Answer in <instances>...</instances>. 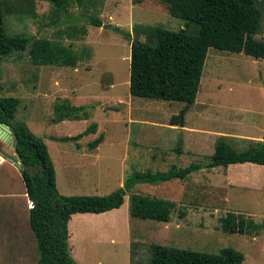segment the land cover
I'll return each instance as SVG.
<instances>
[{
	"label": "rangeland",
	"instance_id": "374dc122",
	"mask_svg": "<svg viewBox=\"0 0 264 264\" xmlns=\"http://www.w3.org/2000/svg\"><path fill=\"white\" fill-rule=\"evenodd\" d=\"M68 1L65 9L56 11L48 0H4L5 31L65 45L79 55L77 66L36 64L30 54L32 41L26 50L15 51L0 62L1 96L20 98L16 118L29 120L33 132L49 145L61 186L75 176L71 179L63 163L59 164L57 145L75 147L82 141L86 147L101 133L108 135L101 148L114 165L111 185L124 170L119 165L123 157L128 173L134 169L167 170L173 164L187 166L209 160L221 136L238 150L264 140V58L211 47L197 99L182 124H176L173 116L185 101L131 94V46L135 39L156 42L155 36L139 30L142 25L180 29L186 26L185 20L171 15L163 0ZM257 2L263 15L261 31L255 37L264 40V0ZM91 17L100 18L105 25H92ZM106 24L121 27L130 38ZM62 100L73 106H96L89 108L88 118L53 123L54 103ZM93 122L98 123L95 135L65 142L45 137L75 135ZM0 153L9 159L16 157L1 140ZM12 167L16 173L18 166ZM89 167L78 168L81 181L77 178V183H97L94 173L98 168ZM19 190L21 186H16L15 192ZM105 190L101 188L97 194ZM134 192L176 201L171 220L132 217L130 196ZM19 200V210L8 213L12 224L17 222V211L23 218L19 223L25 218L27 198ZM229 211L247 217L246 233L220 229V218ZM30 230L32 242L22 254L23 260L17 259V252L0 251V264H34L39 260L37 241ZM69 232L70 251L78 264H151L152 245L156 243L215 253L232 246L245 254L243 264H264V165L238 163L204 168L186 179L139 183L117 210L74 214Z\"/></svg>",
	"mask_w": 264,
	"mask_h": 264
},
{
	"label": "trees",
	"instance_id": "16d2710c",
	"mask_svg": "<svg viewBox=\"0 0 264 264\" xmlns=\"http://www.w3.org/2000/svg\"><path fill=\"white\" fill-rule=\"evenodd\" d=\"M56 9H65L68 0H48ZM83 4V0H75ZM258 0H163L171 15L185 20L186 26L170 29L162 24L142 25L141 32L156 37L150 43L136 39L132 42L129 90L132 95L165 100H183L186 105L173 116L174 122H183L188 108L196 101L209 49L244 52L264 58V40L255 37L262 28V8ZM92 25H105L98 17H91ZM130 38L121 27L106 24ZM36 64L55 63L75 67L80 60L69 47L51 40L34 38L28 34H7L5 31L4 0H0V62L15 51L26 50ZM3 80L0 71V122L12 126L17 136V152L21 156L22 177L26 192L32 201L30 225L39 249V260L34 264H78L69 247V221L76 213H102L119 208L125 196L139 183L158 184L171 179H186L201 169L233 164L264 165V140L238 150L225 137L216 140L214 152L207 161L191 162L187 166L173 164L167 170L134 169L124 183L108 194L66 195L59 191L55 166L44 138L31 130L25 121L15 118L20 98L1 96ZM89 106H73L68 100L54 105V122L71 118L90 117ZM98 123H91L74 136H54L59 140H79L96 133ZM104 133L89 143L97 147ZM181 152V148H177ZM177 203L155 195L134 192L130 196L132 217L169 222ZM220 229L225 232H247V217L229 211L220 218ZM245 254L232 246L218 252H208L163 244L152 245L151 264H243Z\"/></svg>",
	"mask_w": 264,
	"mask_h": 264
},
{
	"label": "crops",
	"instance_id": "0c3cea01",
	"mask_svg": "<svg viewBox=\"0 0 264 264\" xmlns=\"http://www.w3.org/2000/svg\"><path fill=\"white\" fill-rule=\"evenodd\" d=\"M85 105L86 104L77 105V106H85ZM94 105L96 106V104ZM15 118H16V115H15ZM53 118H52V122L56 123L53 121ZM73 119L78 120L81 118H71L69 120H73ZM65 120H68V119H65ZM65 120H62V121H65ZM22 121H25L28 124V126L31 128L29 120L27 121V119H24ZM90 134L95 135L96 133H90ZM68 135L74 136L71 134H68ZM55 136L62 137V136H67V135L57 134ZM107 136H108L107 134H104V140L95 148L89 147V143L91 141L87 143L86 147H84V144L82 141L78 142L75 147L73 145L68 146L67 144L57 145L56 156L59 159L58 160L59 164L63 163V165L65 166L63 167V169H65V171L68 172V176L71 179L74 178L75 176V179H72L69 183H62V186L58 182V178H57V186H58L59 191L64 192L66 195L95 194V193L97 194V193H100L99 192L100 189L103 188V189H106L105 190L106 192L104 194H108L111 191H113L112 189L114 187H116L117 185L121 186L124 183L128 172H127V169L125 170L126 161L123 157L119 165H120V169L124 168V170L122 171V173L120 171V175H118L116 179L117 181L116 184L111 185L113 181L112 177L115 176V171L113 170L114 165L112 164L107 153H105V151L101 148V145L106 142ZM45 137L46 138L49 137V139L56 140L57 142L68 141V140L54 139L53 138L54 136L52 137L50 136V134H45ZM48 148H49L54 166H56V161H55V158L53 156L52 150L50 149L49 145H48ZM14 164L15 163L6 156V153L4 154L0 153V251L3 253L4 251L6 252L7 250L12 251V252H17L18 254L17 259L23 260L22 254L28 248L30 240L32 242V237H31L32 233L30 230L31 227L29 228L28 226V223L30 224V207H31L30 202L31 200L29 199L27 192H26V186H25L24 179L22 177L21 168L18 167L17 169L18 171L16 170V173L11 170ZM89 165L91 167L98 168L97 172L94 173L95 174L94 178L97 180V183L95 181H93V183H77V178L78 180L80 178L77 175V173L79 172L78 168L80 166L90 168ZM89 173L90 174L92 173L91 170H89ZM56 176H57V172H56ZM17 179L19 181H17ZM80 181L81 180H79V182ZM16 186H21V190H19V192L17 191L15 192ZM107 186H109V188H105ZM20 197L27 198V208H25V218L22 223L21 222L19 223V221H22L23 218L21 216V213L17 211V215L16 217H14V220H17V222L13 221L14 223L12 224V221L8 218V213L11 212L12 209L19 210L17 206H19V204L21 203L19 200ZM119 208H115V209H112L106 212L114 211ZM106 212H102V213H106ZM87 213H91V212H87ZM69 224H70V221H69ZM7 264H10V263H7Z\"/></svg>",
	"mask_w": 264,
	"mask_h": 264
},
{
	"label": "water",
	"instance_id": "95a60500",
	"mask_svg": "<svg viewBox=\"0 0 264 264\" xmlns=\"http://www.w3.org/2000/svg\"><path fill=\"white\" fill-rule=\"evenodd\" d=\"M136 40V39H135ZM0 140L6 143L15 153V158H10L19 168L23 167L21 156L17 152V136L11 125L0 122Z\"/></svg>",
	"mask_w": 264,
	"mask_h": 264
},
{
	"label": "built area",
	"instance_id": "2783aa9c",
	"mask_svg": "<svg viewBox=\"0 0 264 264\" xmlns=\"http://www.w3.org/2000/svg\"><path fill=\"white\" fill-rule=\"evenodd\" d=\"M30 205L32 206V201L30 202Z\"/></svg>",
	"mask_w": 264,
	"mask_h": 264
}]
</instances>
